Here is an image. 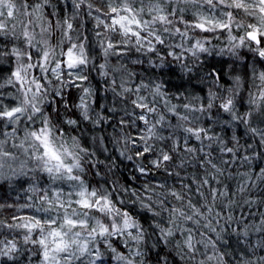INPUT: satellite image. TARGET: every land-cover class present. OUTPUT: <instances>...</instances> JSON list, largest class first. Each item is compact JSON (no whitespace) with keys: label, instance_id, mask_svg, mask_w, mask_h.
Masks as SVG:
<instances>
[{"label":"clouds","instance_id":"9594fccd","mask_svg":"<svg viewBox=\"0 0 264 264\" xmlns=\"http://www.w3.org/2000/svg\"><path fill=\"white\" fill-rule=\"evenodd\" d=\"M0 264H264V0H0Z\"/></svg>","mask_w":264,"mask_h":264}]
</instances>
